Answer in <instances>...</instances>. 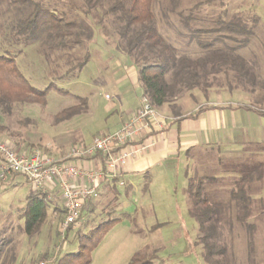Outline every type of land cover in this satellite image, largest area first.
I'll return each instance as SVG.
<instances>
[{"label":"rangeland","instance_id":"obj_1","mask_svg":"<svg viewBox=\"0 0 264 264\" xmlns=\"http://www.w3.org/2000/svg\"><path fill=\"white\" fill-rule=\"evenodd\" d=\"M39 1L44 5L53 2ZM72 1L78 6L83 4L82 0ZM201 1L204 3L199 7L200 14H203L207 26H211L224 11L228 16L236 12L253 11L259 17V32L251 39L249 45L239 49V52L247 59H256L259 65L257 75L264 84V0H182L181 6L176 7L175 11L172 10L171 0H156L155 18L163 36L179 52L193 57L200 55L202 49L197 45L196 38L184 34L175 12ZM67 11L66 18L78 21L85 31L91 30V38H84L73 46L67 45L62 50H51L44 41L45 33L39 35V41L28 44L0 35V54L14 57L20 72L32 86L42 90L53 82L65 91L61 93L51 89L47 93L45 104H15L9 115L1 117L5 129L0 138L8 141L19 153L38 150L43 154L59 157L66 148L68 150L72 145L79 144L78 141L101 136L114 125L117 112L120 113L125 99L135 94L132 82L128 78L124 81L121 79L128 67L138 73L137 68L131 59L116 47L115 39L109 34L107 21L103 28L97 25L98 20L102 18L101 11L98 10L96 14L93 12L89 16H85L81 9L74 6L69 7ZM12 13H9L10 16L17 14ZM162 13H169L168 22L162 17ZM78 30L75 28L76 32ZM221 34V31H212L202 34L199 38L207 42L213 41L215 37H221L222 41L228 40L220 36ZM85 52L90 55L88 62L83 67L68 71L70 66L82 59ZM124 68L125 70L120 72ZM260 82L249 91H231L226 87L216 88L214 85L207 95L200 90H192L194 98L185 96L178 104L184 112L208 101H213L219 106H233L238 103L264 108V87L258 85ZM106 94L110 97L109 100L104 98ZM75 96L87 99V109L64 117L60 112L76 103ZM250 115L252 118L243 115L242 121L236 120L239 127L242 124L245 133L251 130L254 132L258 125L259 118L254 117V114ZM262 122V125L256 128L258 136L262 137L260 140L264 141L263 117ZM250 144L252 143L244 142L242 150L236 152L229 151L230 149L223 151L224 146L218 145L205 144L195 147L188 152L186 166L184 155L183 161L176 159L169 172L170 177L160 179L157 187L150 188L148 183L144 197L140 196L144 193L143 190L128 196L121 192L118 197L112 195L104 209H101V199L97 200L94 207L98 209V214L91 215L84 208L81 220L84 219L85 222L82 228H72L67 233L60 230L63 220L61 214H55V219L52 218V212H55L52 209L40 229L34 234H27L23 228L25 221L22 213L32 187L21 174H16L15 182L0 183V264H55V259L68 252L77 251L80 241L84 245V251L94 240L97 242L90 252L89 264H126L134 252L145 246L156 251L158 259L161 260L157 261V264H204L201 248L196 244L197 224L190 213L188 178L195 179L199 175L226 177L210 189L217 195L216 199L225 200L226 190L231 186V180L227 176L231 173L227 171H236L237 175L241 162L253 163L259 160V155L251 152H263V146ZM248 148L251 152H248ZM223 167L226 172L222 171ZM185 169L188 170L187 178ZM259 196L264 199V188L257 191L254 197ZM255 204L252 217L258 226V239L254 255L248 259L244 237H234L228 243L234 264H264V206ZM235 213L236 209L230 214ZM127 214L134 216L130 220ZM113 219L115 221H109ZM92 228L87 238L78 239L75 236L76 233L85 235Z\"/></svg>","mask_w":264,"mask_h":264},{"label":"trees","instance_id":"obj_2","mask_svg":"<svg viewBox=\"0 0 264 264\" xmlns=\"http://www.w3.org/2000/svg\"><path fill=\"white\" fill-rule=\"evenodd\" d=\"M52 1L44 5L39 0H0V35L28 44L39 41V35L45 33L44 41L48 47L51 50H62L67 45L73 46L92 36L91 30L85 31L78 21L66 18L69 7H78L85 16L93 12L96 14L99 10L102 18L98 20L97 25L103 28L107 21L109 34L115 39L116 47L125 53L137 68L143 96L155 108L167 106L175 119L193 116L197 111L207 107L200 105L193 114L182 111L183 108L178 103L185 96L194 98L192 90H200L207 95L214 85L216 88L226 87L231 91L237 89L249 91L260 82L256 59H247L239 52V49L247 47L259 32V17L253 11L236 12L229 16L224 11L217 16L211 26L205 25V18L202 13L200 14L199 7L203 1L176 11L177 21L184 34L195 37L197 45L202 49L200 55L193 57L179 52L161 33L155 18L156 0H82L83 4L80 6L72 0L60 1L66 6L59 0ZM181 3L182 0H171L172 10L175 11L174 9L180 7ZM9 13L14 15L10 16ZM162 17L168 22L169 13H162ZM75 28L79 30L76 32ZM212 31H221L220 36L228 40L222 41L221 37H215L213 41L207 42L199 38L202 34ZM89 58V52H85L82 59L67 70L83 67ZM261 83L258 85L264 87ZM51 89L65 92L53 82L45 89H37L20 72L14 57L0 54V135L5 129L1 117L9 115L15 104H45L47 93ZM75 100L74 105L60 112L64 117L87 109L85 97L75 96ZM236 107L254 111L264 118V108L243 104ZM262 142L264 141L250 144L263 146L262 153L251 152L249 149L251 147L247 149L251 154L259 155V160L253 163L241 162L237 175L236 171H227L231 173L227 175L231 180V186L226 190L225 200L216 199L217 195L210 189L226 177L199 175L195 179L188 178L190 213L197 224L196 244L201 248L204 264H234L228 243L238 236L245 239L247 258L251 259L254 255L258 226L253 220L252 208L255 207V203L264 206L262 197H254L257 191L264 188ZM222 171L226 172L224 167ZM187 173L188 170L186 178L189 176ZM147 187L148 182L144 184L142 190L146 192ZM47 206L44 193L35 191L28 195L22 213L25 221L23 228L27 234H34L40 229L46 220ZM234 209L237 213L230 214ZM60 213L64 217L65 209ZM127 216L131 220L134 215ZM109 221L113 222L115 219ZM70 230L69 227L66 233ZM92 230L93 228L88 230L85 235L76 233L75 236L78 239L87 238ZM81 242L77 251L68 252L55 259V264H89L90 252L97 240L86 246L84 251ZM157 261L161 260L158 259L156 251L145 246L134 252L126 264H157Z\"/></svg>","mask_w":264,"mask_h":264},{"label":"crops","instance_id":"obj_3","mask_svg":"<svg viewBox=\"0 0 264 264\" xmlns=\"http://www.w3.org/2000/svg\"><path fill=\"white\" fill-rule=\"evenodd\" d=\"M124 70L125 68L120 70V72ZM126 70L127 72L123 73L121 80L124 81L128 78L132 82L131 85L135 89V94L125 99V104L121 106L120 113L118 114L117 112V119L114 121V125L104 134L117 130L123 122L130 120L140 107L143 93L138 73L132 67H128ZM104 98L110 99L107 94ZM212 102L200 103L195 109L185 113L191 112L193 114L200 105H207V107L199 112L197 111L193 116L182 119H175L167 106L156 108L157 116L155 121L147 126L140 125L137 134L132 138H128L121 149H124L129 155L123 163L116 164L113 169H108L105 160L106 155L102 153H96L87 159L75 160L74 163L81 170L82 177L75 178L72 181L73 184L78 186L83 183H89L92 180V176L95 177L98 192L96 198L85 201L83 209L85 208L91 215H95L98 214V209L94 206L100 199V203L103 204L101 209H104L110 202L112 195L118 197L121 195V192L125 196L134 192L136 195L139 190L143 189L146 182L149 183L150 188L157 187L160 179L170 177L169 172L172 170L176 159L183 161L182 156L184 155V166L187 165L186 157L188 156V152L195 147L205 144L218 145L224 146L223 151L230 149L229 151L233 150L236 152L242 150L244 142L261 141L262 137L258 136L256 127L260 124L262 125L263 122L262 117L256 112L242 107L238 108L236 107V105H240L238 103L233 106H219ZM113 112L115 113L116 110ZM250 114H254V117L259 118L258 120L256 119L258 125H256L254 132L251 130L245 133L242 124H240V128L236 120L242 121L243 115L246 118H252ZM93 138L87 141H78V143L88 144ZM66 150L61 152L59 157H62ZM113 172L116 174L115 177H113ZM15 175L9 174L5 182L11 181L12 183ZM53 180V183L50 182V187L47 191L46 189L35 188L25 180L33 188L30 187V193L40 191L45 194L48 203L46 220L49 217L48 212L52 209L55 211L51 215L54 219L55 214L60 215V212L65 209L58 181L56 179ZM120 182L123 183L120 184ZM146 193L144 192L140 196L144 197ZM89 204L90 206H88ZM84 222V219L81 220L80 224L75 227L77 228L75 230L82 228Z\"/></svg>","mask_w":264,"mask_h":264},{"label":"built area","instance_id":"obj_4","mask_svg":"<svg viewBox=\"0 0 264 264\" xmlns=\"http://www.w3.org/2000/svg\"><path fill=\"white\" fill-rule=\"evenodd\" d=\"M157 116V109L143 96L139 109L130 120L123 122L120 127L101 136H96L88 144L72 145L62 157L43 154L38 150L25 153L17 152L5 139L0 138V181L6 180L9 174H21L35 188L49 190L53 179L58 181L65 206V214L60 224V230L66 233L70 227H77L82 219L85 201L98 196L95 177L91 182L74 185L73 180L82 177L81 170L75 160L87 159L96 153L106 155L108 169H113L118 163H123L129 153L121 147L128 138L134 137L140 125H150ZM116 174L113 172V177ZM123 182H120L122 184Z\"/></svg>","mask_w":264,"mask_h":264}]
</instances>
